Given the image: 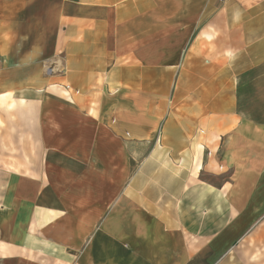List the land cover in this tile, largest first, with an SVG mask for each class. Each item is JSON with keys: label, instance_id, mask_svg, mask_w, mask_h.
<instances>
[{"label": "crops", "instance_id": "1", "mask_svg": "<svg viewBox=\"0 0 264 264\" xmlns=\"http://www.w3.org/2000/svg\"><path fill=\"white\" fill-rule=\"evenodd\" d=\"M0 264H264V0H0Z\"/></svg>", "mask_w": 264, "mask_h": 264}]
</instances>
